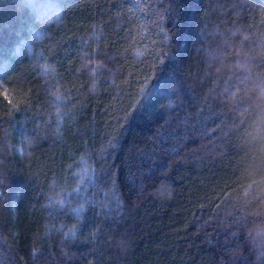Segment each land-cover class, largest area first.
I'll return each instance as SVG.
<instances>
[{"label":"trees","instance_id":"obj_1","mask_svg":"<svg viewBox=\"0 0 264 264\" xmlns=\"http://www.w3.org/2000/svg\"><path fill=\"white\" fill-rule=\"evenodd\" d=\"M0 264H264V0H0Z\"/></svg>","mask_w":264,"mask_h":264},{"label":"rangeland","instance_id":"obj_2","mask_svg":"<svg viewBox=\"0 0 264 264\" xmlns=\"http://www.w3.org/2000/svg\"><path fill=\"white\" fill-rule=\"evenodd\" d=\"M42 11V9H41ZM59 12V7L57 3H50V5H47L45 7V10H43V14L41 15L40 20L49 19L57 15Z\"/></svg>","mask_w":264,"mask_h":264}]
</instances>
